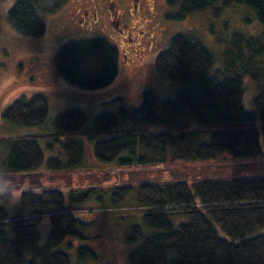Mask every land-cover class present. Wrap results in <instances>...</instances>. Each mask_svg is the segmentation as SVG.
Returning <instances> with one entry per match:
<instances>
[{
  "label": "trees",
  "instance_id": "1",
  "mask_svg": "<svg viewBox=\"0 0 264 264\" xmlns=\"http://www.w3.org/2000/svg\"><path fill=\"white\" fill-rule=\"evenodd\" d=\"M218 1L167 0L178 5L167 18L182 21L196 12L238 9L244 24L256 23L260 33L235 31L218 57L198 37H173L157 56L155 70L162 81L181 86L174 98L160 101L146 89L138 107L103 112L90 125L84 111L71 108L56 116L50 133L0 137V264H73V251L77 264L97 261L89 246H75L76 239H88L90 224L77 211L92 197L101 210L106 202L108 209L138 208L144 227L154 231L131 228L127 264H264V174L120 186L111 189L107 201L95 190L66 195L38 182L41 173L81 169L83 137L94 143L101 164L117 168L159 166L167 160L264 159V0H222L221 9H215ZM69 2L17 0L7 21L22 35L41 37L47 27L40 13L56 14ZM119 55L103 36L71 40L59 49L58 69L70 84L99 90L117 79ZM92 56L100 58L89 71L84 62ZM245 76L257 85L251 109L244 103ZM48 114L43 94L22 95L2 119L36 127ZM45 150L54 156L46 158ZM26 182L30 188L21 190ZM44 217L50 223L46 237L39 228Z\"/></svg>",
  "mask_w": 264,
  "mask_h": 264
},
{
  "label": "rangeland",
  "instance_id": "2",
  "mask_svg": "<svg viewBox=\"0 0 264 264\" xmlns=\"http://www.w3.org/2000/svg\"><path fill=\"white\" fill-rule=\"evenodd\" d=\"M17 0H0V137L44 135L55 130L56 116L68 109L78 108L88 116V125L103 112H117L120 106L138 107L146 89L156 92L160 101L172 99L179 91V85L162 81L155 70V60L164 51L171 39L179 34H188L203 40L219 56L227 48V40L235 31H243L252 36L258 35V25H245L238 9L223 12L201 11L188 16L182 21L170 20L168 13H175L178 5L169 6L167 0H142L139 15L132 14L135 0H117L116 9L122 27L128 25V33L136 28L150 37L140 39L141 45L128 48L123 37L113 34L109 24V11L104 4L100 10V26L93 29V22H81L80 7L84 0H71L56 14L40 13L47 30L41 37L22 35L12 29L7 21V14ZM222 0L215 5L221 9ZM216 14H215V13ZM136 22V23H135ZM138 27V29H137ZM103 36L119 49V73L115 82L103 89L89 91L70 84L58 69L57 55L61 46L71 40L81 41ZM141 47V48H140ZM100 57H90L84 66L92 71ZM245 106L254 108L253 97L257 92L249 76H245ZM43 94L48 101L49 114L46 122L36 127H17L2 119L3 112L19 97H31ZM84 162L78 171L45 172L38 177V182L45 188L61 189L66 195L70 191L87 192L95 190L107 201L106 195L112 188L137 186L141 183L163 182L172 178L194 179L204 177H228L238 174H264L262 160H222L185 163L170 162L159 166L117 168L115 165H103L95 156L94 143L83 137ZM46 147L45 144H43ZM46 151V150H45ZM60 152V148H59ZM48 154V155H47ZM61 154V152H60ZM50 155V156H49ZM62 155V154H61ZM46 151V158L52 157ZM63 156V155H62ZM44 172V171H42ZM17 183V182H16ZM4 186H7L5 184ZM26 182L21 190H28ZM16 198L18 194L16 193ZM104 210L94 198L86 202L83 210L77 211L80 217L90 225L85 230L88 239H76L75 246H89L97 255V261L86 264H127V257L132 249L128 243V234L133 226H142L141 210L129 207ZM50 226L48 217L39 225L43 237L47 236ZM224 237L227 235L220 230ZM228 238V237H227ZM73 264L76 253H72Z\"/></svg>",
  "mask_w": 264,
  "mask_h": 264
},
{
  "label": "flooded vegetation",
  "instance_id": "3",
  "mask_svg": "<svg viewBox=\"0 0 264 264\" xmlns=\"http://www.w3.org/2000/svg\"><path fill=\"white\" fill-rule=\"evenodd\" d=\"M116 1L117 0H84V3L82 7H80V15H81V22L85 23L86 21H89V24L93 22L95 26H93V29H96L100 26V10L101 6L104 4L107 6L109 11V24L112 26V32L120 34L121 37H123L128 45V48L131 46H135V49L132 51V53H136V46L138 47L141 45L140 39L147 40L150 35H145L142 30H139L136 32V28H133L130 33L127 32L129 29L128 25L125 27L121 25V21L119 19V12L116 9ZM150 2V0H148ZM71 2V0H70ZM135 4H133L132 14L136 17V15H139V10L141 7L142 0H138L137 2L134 1ZM137 4V5H136ZM136 23V22H135ZM138 29V27H137ZM143 39V40H144ZM141 41V42H140ZM141 48V47H140Z\"/></svg>",
  "mask_w": 264,
  "mask_h": 264
},
{
  "label": "water",
  "instance_id": "4",
  "mask_svg": "<svg viewBox=\"0 0 264 264\" xmlns=\"http://www.w3.org/2000/svg\"><path fill=\"white\" fill-rule=\"evenodd\" d=\"M136 2L138 1V0H135ZM137 5V4H136Z\"/></svg>",
  "mask_w": 264,
  "mask_h": 264
}]
</instances>
